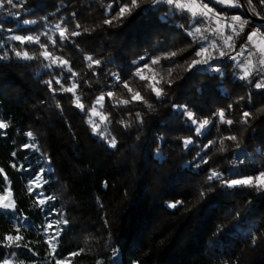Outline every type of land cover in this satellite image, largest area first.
Listing matches in <instances>:
<instances>
[{
	"label": "trees",
	"instance_id": "obj_1",
	"mask_svg": "<svg viewBox=\"0 0 264 264\" xmlns=\"http://www.w3.org/2000/svg\"><path fill=\"white\" fill-rule=\"evenodd\" d=\"M204 1L217 13L254 24L240 1L239 7ZM244 1L253 15L264 17L260 0ZM22 3L5 5L0 13V122L8 125L0 129V195L10 188L16 205L14 211H0V241L6 235L23 237L19 248L0 246V261L264 264V186L223 182L264 170V88L255 87L261 75L241 79L236 62L222 58L212 61L222 74L205 65L189 70L200 47L187 34L190 15L165 18L168 6L152 7L151 0H140L139 9L112 23L105 21L131 0ZM52 22L67 28L80 54L53 46L43 35L40 42L47 49L7 40L13 34H40ZM15 51L35 58L22 59ZM43 51L57 58L55 65L67 64L49 67ZM171 52L177 55L168 59ZM154 56L158 63L151 61ZM155 67L157 80L141 79L143 70ZM57 78L65 88L77 85L75 92H61ZM153 89H162L161 95ZM101 95L104 118H96L100 127L94 131L90 109ZM221 110L232 124L221 122ZM193 120L210 124L196 135ZM29 131L35 139L26 135ZM26 143L30 147L23 150ZM42 170L43 184L35 188ZM212 170L222 179L210 180ZM42 197L47 202L41 203ZM53 208L56 215L49 217ZM61 215L67 225L60 226L53 246L48 237L54 234L48 229L46 235L45 226ZM21 217H27V227Z\"/></svg>",
	"mask_w": 264,
	"mask_h": 264
},
{
	"label": "snow or ice",
	"instance_id": "obj_2",
	"mask_svg": "<svg viewBox=\"0 0 264 264\" xmlns=\"http://www.w3.org/2000/svg\"><path fill=\"white\" fill-rule=\"evenodd\" d=\"M219 3L221 4H229L231 6H236L239 7V0H218ZM117 3H119V0H117ZM248 4H251V0H247ZM261 4H264V0H260ZM167 5L169 11L165 14V18L167 16L170 15H176V14H183L185 12H187L190 17H191V27H192V31L188 32L187 34L190 36V38H192L194 43H200V47L199 49L195 52V55L197 57H201L200 59H194L191 61L190 65H189V70H191L192 67H195L197 65H201L207 66V70L210 72H220L222 74V70L218 65H214L212 63L213 60H217L220 58H223L225 56H227L229 59L233 60L234 62H236L237 67H240L243 69V75L240 77L241 79H247L249 78L254 72L256 73H262L264 74V47H259L258 45L255 44V41L253 40V38L257 35V33L255 31L251 32L248 34L247 36V43L243 44L241 47V50L236 52V56H231L229 53L231 51H235V45H234V36H239L240 32L243 31L244 29V24L247 23V21H242L241 18L239 16H232L229 17L228 19L232 21V23L228 24L227 27L229 29H231V33L229 35H224V31L222 27H216V28H211L210 31L213 32V34L217 37H219V39L222 41L221 44H218L215 40L211 41V43L208 44V46H205V41H208V36L204 35L202 33L201 27L197 26V20L199 19V21L201 23L204 24H209L210 22H212L214 20V22L217 25H220V19L219 14H216V17H212L209 15V13L212 11L211 9L208 8L207 4H204L202 7H200L197 4V0H189V2L185 3L184 0H151V6L155 7L157 5ZM5 5L10 6L11 8H16L17 6H23L22 0H0V9H5ZM141 7L140 4V0H131V3H125L122 4L119 7V12L112 17V19L110 20H106L105 23H112L113 20H118V19H122L127 15H131L133 10L135 9H139ZM109 11L111 10V5H109ZM16 15L18 16L19 13H16ZM75 15V14H73ZM22 23L27 24L29 23V21H23ZM0 27H2V25H0ZM77 27H79V25H77ZM55 28L58 30V34L60 36L61 40L67 39V37L65 36V29L61 27L60 24H57L55 26ZM6 31L8 32H14L15 30L13 29H7ZM41 35L46 36L53 45H55L56 41L54 39H52V36L49 35V33L44 32V33H40V34H29V35H18V34H13L7 37V40L9 41H16V42H20L21 44H38L40 46V48L42 49H47V45L46 44H42L40 42V37ZM73 36L79 35V33L77 32H73L72 33ZM249 45H252V48H249ZM209 49H211L212 51L209 52ZM245 52H247V57L245 58V60L243 62L237 61L236 57L238 56H244ZM15 55L17 57H20L22 59H34L35 57L30 56L28 54L27 51L21 52V51H15ZM41 55L44 57V59L46 61H49L50 63L48 64L49 67L55 65V60L57 58H54L52 56V54L48 51H43L41 53ZM177 55L176 52H171L168 54L167 58L171 59L172 57H175ZM253 57H258V60L254 63L253 61ZM3 58V57H0ZM87 60L92 61V57L88 56L86 57ZM93 63H95L96 65L100 64L99 60H95L93 61ZM153 63H158V61H153ZM67 64V61L62 62L59 65H55L57 67H63L64 65ZM69 71H71V69L69 68ZM74 75V74H73ZM169 75H171V69H169ZM141 79H143V77H141ZM260 81L261 82H257L255 84V87L257 89L260 88H264V75H261L260 77ZM46 83L49 85L50 90L53 91V93H56V89L52 88V81H46ZM117 83H120L119 78H117ZM169 83H171V81H169ZM56 84L60 85V91L61 92H69V93H74L75 89L77 87V85L73 84L72 87H67L65 88L63 86V84L61 83V79L57 78L56 79ZM125 87H127V84L125 83L124 85ZM155 95L158 97L161 95L162 93V89H153ZM113 95V93L109 92L108 96L111 97ZM139 97V93H137L135 96H133V99H138ZM80 97L77 96L75 97L76 100V106L79 107L82 111L84 109V105L82 103H79L80 101ZM104 100V96L101 95L97 98L96 103L93 104L92 108L90 109V115L91 114H96V104H99L101 101ZM123 103H127V101H124ZM193 113L191 111H187V117L188 118H192ZM250 113L245 111L243 113V118L245 120H247V118H249ZM219 117L222 123H227V124H232L233 121L231 120H224V112L223 110H221L219 112ZM193 124L196 126V135H200L202 134V130H204L206 125L210 124L209 120H204L203 123H199L197 124L195 120L192 121ZM8 125L4 122H0V129H5L7 128ZM99 125L95 124L94 125V131L99 130ZM28 137H32L33 139V133L31 131H29L26 134ZM229 139L235 140L236 137H229ZM188 143H190V141H186L185 142V146L187 147ZM212 142H209V145ZM111 145L114 147L115 146V140H113L111 142ZM209 145H205V147H208ZM23 150H27L30 145L29 144H24L21 146ZM13 156L16 155L15 152L12 153ZM13 167H15V165H13ZM23 167V166H21ZM30 167V166H29ZM3 169H0V172H2ZM37 179H39V175L37 176ZM209 179L212 180H220L222 179V174L219 173H212L211 176L209 177ZM225 186H254V182H255V186H264V170H261L258 172L257 176H244L241 179H225L224 181ZM29 190L31 191V186H29ZM43 193L42 192H37V197L42 196ZM51 199V198H50ZM43 203V201L41 202ZM0 209H11V210H15L16 209V205L14 203H5L4 202V198L2 196H0ZM47 215L49 217L56 215V209L53 208L50 212L47 213ZM27 217H21V224L22 226L27 227L26 225H23V221L26 220ZM60 223L61 221L59 219H57L55 221V224L53 225L51 222L48 223L45 226V234L47 235V230L49 228H52L54 230V232H56V230L59 229L60 227ZM64 223H67V221H64ZM18 231V230H17ZM57 234H54L52 236L48 237V242L51 243V241L57 239ZM23 239V237H21L19 234H17L15 237H13L12 235H6L4 241H0V246H4V247H8L11 248L13 246H15L16 248L21 247L20 241ZM24 247H27V245H24ZM29 251H31L29 249ZM55 251V249L53 248V252ZM15 253H11L12 257H15ZM71 256H76L78 255V253H71ZM0 264H9V258H5L3 261H0ZM21 264H23V262H21ZM56 264H61V261H56Z\"/></svg>",
	"mask_w": 264,
	"mask_h": 264
},
{
	"label": "rangeland",
	"instance_id": "obj_3",
	"mask_svg": "<svg viewBox=\"0 0 264 264\" xmlns=\"http://www.w3.org/2000/svg\"><path fill=\"white\" fill-rule=\"evenodd\" d=\"M198 1L200 2V4H199ZM214 1H215V2H218V0H214ZM184 2L187 3V2H189V0H184ZM218 3H219V2H218ZM197 4H198L200 7H202V5H204V4H207L208 8L212 10V6L209 5L207 2H205L204 0H197ZM3 11H4V9H0V13L3 12ZM216 13H217V12H216ZM212 17H213V16H212ZM213 21H214V20H213ZM213 21L210 22L209 24L201 23V25H197L198 27H201L202 33H203L204 35L208 36V41H205V42H204V43H205V46H208V44L211 43V41H213V40H215L218 44H221V43L219 42L218 37L215 36V35L213 34L212 31H210L211 28H216V27L219 26V25H217V24H216L215 22H213ZM243 21H244V20H243ZM247 22H248V21H247ZM57 24H58V23H54V22L46 24V25L44 26V29H41V33L47 32V33H49V35L52 36V39H54V40L56 41L55 45H53V44L51 43V41H50L46 36H45V38H47L53 46H56L57 44H60V45H62L63 47L65 46L66 48L72 50L73 52H75V53H77V54H80V52H79L78 49H77L78 47H76L75 45H73V43L70 41L69 36H68V34H67V28L64 27V26H62V25H61V27L65 29V36L67 37V39H64V40H61V39H60V36H59V34H58V30L55 28V26H56ZM246 29H249V32L247 31L248 34L251 33V32H253V30L250 29V28H244L242 32H245ZM242 32H240V33H242ZM248 34H247V36H248ZM253 40L255 41V44L258 45L259 47H264V36H260V35L257 34V35L253 38ZM245 43H247V38H246V39H243V40H242V39L240 40V39H239V36H238L237 44H238L239 51L241 50L242 45L245 44ZM249 48L251 49V48H252V45H249ZM211 51H212V50L209 49V52H211ZM247 55H248L247 52H245L244 56H238V57L236 58V60H237V61H240V62H243V61L245 60V58L247 57ZM159 58H160L159 56H158V57L154 56V57L151 59V61H159ZM200 58H201V57H199L198 59H200ZM222 59H229V58H228L227 56H225V57H223ZM229 60H231V59H229ZM257 60H258V57H253V61H254V63H255ZM231 61L234 62L233 60H231ZM205 66H206V65H205ZM239 68H240V67H239ZM240 70H241V73H240V77H241V76L243 75V69L240 68ZM158 73H159V72H158V70H157V67L153 68V70H151V71H150V69H146V70H143V72L141 73V77H143V78L149 77V81L154 82L155 80H157V78H159ZM254 74L264 75V74H262V73H256V72H254L250 77H252ZM103 104H104V100L101 101V102L97 105L96 114H91V115H90V121L93 122L94 125L96 124V118L99 119V120H101V119L104 118V115H103V113L101 112V109H102ZM195 121H196L197 124H199V123H203V121H197V120H195ZM206 126H208V125H206ZM206 126H205L204 130H206ZM195 127H196V126H195ZM204 130H202V131H204ZM48 170H49V168H48ZM214 172H215V173H219L217 170H212V171H211V174L214 173ZM42 173H43V170L40 171V172L38 173V175H39V179H37V177H36V179H35V181H34V186H35V188H39V187H41V185L43 184ZM211 174H210V176H211ZM219 174H221V173H219ZM38 175H37V176H38ZM222 177H223V175H222ZM210 180H212V179H210ZM0 196H2V197L4 198V202H5V203H14V204H15L14 199H13V196H12V192H11V189H10V188H7L5 194L0 195ZM41 200L44 201V202H47L48 197H42ZM3 210L14 211V210H11V209H0V211H3ZM61 214H62V213H61ZM60 218H61V219H60ZM59 220L61 221L60 226H62V225H63V226H66V225H67V223H64V221H66V220L63 218V215H61V216L59 217ZM52 224L54 225L55 222H53ZM59 230H60V227H59L58 230H56V232H54V230H53L52 228H49V232H50V233L57 234V232H58L57 237L59 236V233H61V231H59ZM55 243H56L55 240H53V241H52V245L54 246ZM9 264H12L11 260H9Z\"/></svg>",
	"mask_w": 264,
	"mask_h": 264
},
{
	"label": "built area",
	"instance_id": "obj_4",
	"mask_svg": "<svg viewBox=\"0 0 264 264\" xmlns=\"http://www.w3.org/2000/svg\"><path fill=\"white\" fill-rule=\"evenodd\" d=\"M199 4H200V2H199ZM216 14H219V17H218L220 19V25H219V27H222L223 28L224 35L232 34L231 33V29H229L227 27L228 24L232 23V21L228 19L229 16H227L225 13H216L213 9L209 13V15L210 16H213L214 18L216 17ZM244 28H250L253 31H255L258 35L264 36V24H262V23L251 24L250 22H247L246 24H244ZM218 39H219V37H218ZM237 40H238V36H234L235 51H231L229 53L231 56H236V52L239 51L238 44H237ZM219 42L222 43V41L220 39H219Z\"/></svg>",
	"mask_w": 264,
	"mask_h": 264
},
{
	"label": "water",
	"instance_id": "obj_5",
	"mask_svg": "<svg viewBox=\"0 0 264 264\" xmlns=\"http://www.w3.org/2000/svg\"><path fill=\"white\" fill-rule=\"evenodd\" d=\"M239 1H240V3H241V6H242V8H243L245 14L247 15L248 18H250V19L254 22V24H255V23H262V24H264V17L253 15V14L251 13L249 7H248L247 4L245 3V1H244V0H239Z\"/></svg>",
	"mask_w": 264,
	"mask_h": 264
},
{
	"label": "crops",
	"instance_id": "obj_6",
	"mask_svg": "<svg viewBox=\"0 0 264 264\" xmlns=\"http://www.w3.org/2000/svg\"><path fill=\"white\" fill-rule=\"evenodd\" d=\"M214 22V21H213Z\"/></svg>",
	"mask_w": 264,
	"mask_h": 264
}]
</instances>
